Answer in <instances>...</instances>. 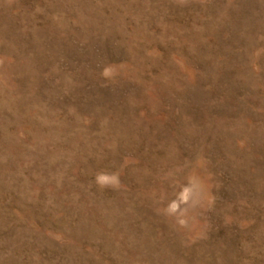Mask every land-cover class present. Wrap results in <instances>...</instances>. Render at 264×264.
I'll return each mask as SVG.
<instances>
[{
    "label": "rangeland",
    "instance_id": "obj_1",
    "mask_svg": "<svg viewBox=\"0 0 264 264\" xmlns=\"http://www.w3.org/2000/svg\"><path fill=\"white\" fill-rule=\"evenodd\" d=\"M0 264H264V0H0Z\"/></svg>",
    "mask_w": 264,
    "mask_h": 264
}]
</instances>
